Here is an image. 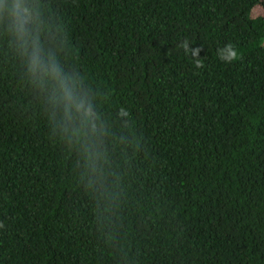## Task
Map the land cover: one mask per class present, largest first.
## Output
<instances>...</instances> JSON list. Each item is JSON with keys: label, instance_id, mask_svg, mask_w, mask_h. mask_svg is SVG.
Masks as SVG:
<instances>
[{"label": "trees", "instance_id": "obj_1", "mask_svg": "<svg viewBox=\"0 0 264 264\" xmlns=\"http://www.w3.org/2000/svg\"><path fill=\"white\" fill-rule=\"evenodd\" d=\"M22 2L27 54L0 14V264H264V0ZM37 34L93 123L30 76Z\"/></svg>", "mask_w": 264, "mask_h": 264}, {"label": "clouds", "instance_id": "obj_2", "mask_svg": "<svg viewBox=\"0 0 264 264\" xmlns=\"http://www.w3.org/2000/svg\"><path fill=\"white\" fill-rule=\"evenodd\" d=\"M5 11L2 6V0H0V14ZM8 18L12 21V30L15 32L21 46L25 49V54L28 51V29L25 27L29 22H32V10L23 5L22 0H12L10 7L7 9ZM31 58L28 64V71L30 76H35L40 81L41 87L44 86L46 80L55 81L59 87L53 88V95L51 97L55 105H62L64 116L67 118L69 125L73 124V116L83 125L93 123L95 113L92 111L90 102L88 101L87 94H78L82 92L78 88V81L73 80L70 77H66L62 74V71L55 59L51 56L47 57V63L45 58L41 55V45L39 42V35L31 37ZM180 47H182L186 53L192 52L198 56L200 49H191L189 42L185 40ZM220 59L225 62H232L240 58L239 51L234 48L233 45L228 44L223 49L218 50ZM197 68H203L204 64L202 60L196 59ZM39 73V75H37ZM68 81V82H66ZM70 82V83H69ZM59 93V97L57 96ZM121 109V114L124 116L129 115V112ZM67 131V128H65ZM80 128H73L71 135H78Z\"/></svg>", "mask_w": 264, "mask_h": 264}]
</instances>
